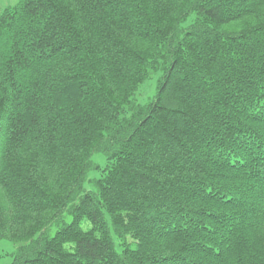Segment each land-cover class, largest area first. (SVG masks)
<instances>
[{
	"label": "trees",
	"instance_id": "obj_1",
	"mask_svg": "<svg viewBox=\"0 0 264 264\" xmlns=\"http://www.w3.org/2000/svg\"><path fill=\"white\" fill-rule=\"evenodd\" d=\"M2 239L10 264H264V0L1 9Z\"/></svg>",
	"mask_w": 264,
	"mask_h": 264
},
{
	"label": "rangeland",
	"instance_id": "obj_2",
	"mask_svg": "<svg viewBox=\"0 0 264 264\" xmlns=\"http://www.w3.org/2000/svg\"><path fill=\"white\" fill-rule=\"evenodd\" d=\"M17 0H0V10L7 6H12L16 3ZM148 84H144L141 86L138 94L139 101H145L149 95L154 92L155 87V76L147 82ZM97 158V157H96ZM11 252H12V244L8 240H0V264H10L11 261Z\"/></svg>",
	"mask_w": 264,
	"mask_h": 264
}]
</instances>
